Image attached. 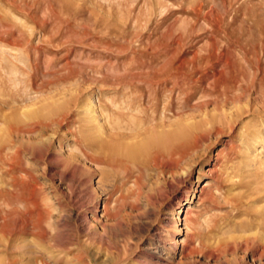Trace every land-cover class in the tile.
Here are the masks:
<instances>
[{"label": "rangeland", "instance_id": "obj_1", "mask_svg": "<svg viewBox=\"0 0 264 264\" xmlns=\"http://www.w3.org/2000/svg\"><path fill=\"white\" fill-rule=\"evenodd\" d=\"M0 264H264V0H0Z\"/></svg>", "mask_w": 264, "mask_h": 264}, {"label": "bare ground", "instance_id": "obj_2", "mask_svg": "<svg viewBox=\"0 0 264 264\" xmlns=\"http://www.w3.org/2000/svg\"><path fill=\"white\" fill-rule=\"evenodd\" d=\"M101 128L102 127L100 126L99 127V131L101 130ZM158 128H160V126ZM113 129L116 131V134L112 135V136L110 135L111 136V140L120 139V140L123 141V143L120 146L114 147L113 152L116 155H118V157L120 159H122V160H124V159H134V158L136 159V156H138V155H140L142 153H147L149 149H152V153H153L154 156H158L159 154H162L164 152V150H166L165 149V144H164L165 143L164 142V140H165L164 139L165 138L164 137V133H159L158 132V134L156 136H153V135H149L148 131H145V133L143 134L141 131L140 132H137V131L135 132V129H132V128L126 130V128L121 127L119 125V123H116V125L113 126ZM139 129H141V128H139ZM117 131L121 132V133H118ZM109 149H111V148H109ZM108 157H109V155H108ZM170 168H172V167H170Z\"/></svg>", "mask_w": 264, "mask_h": 264}]
</instances>
